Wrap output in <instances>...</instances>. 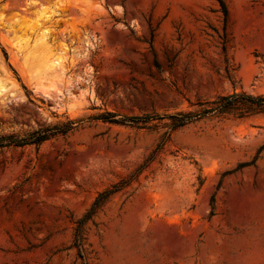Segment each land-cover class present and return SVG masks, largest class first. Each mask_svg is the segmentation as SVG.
<instances>
[{
    "label": "rangeland",
    "instance_id": "obj_1",
    "mask_svg": "<svg viewBox=\"0 0 264 264\" xmlns=\"http://www.w3.org/2000/svg\"><path fill=\"white\" fill-rule=\"evenodd\" d=\"M0 89V138L73 123L0 148V264H264V107L201 112L264 98V0H0Z\"/></svg>",
    "mask_w": 264,
    "mask_h": 264
},
{
    "label": "trees",
    "instance_id": "obj_2",
    "mask_svg": "<svg viewBox=\"0 0 264 264\" xmlns=\"http://www.w3.org/2000/svg\"><path fill=\"white\" fill-rule=\"evenodd\" d=\"M222 4V3H221ZM223 6V4H222ZM225 10V9H224ZM3 56L5 60H8V57L4 50H2ZM207 107L203 109L201 112L202 114H208L212 112H216L219 114H228L233 110L239 107H264V98L263 97H252L243 94H231L228 96L217 97L215 100L211 102H207ZM148 117H134L131 120L122 119L121 122L125 121H140L145 120ZM181 122L179 126H183L186 124L188 120L192 117L190 115H180L179 117ZM117 123L118 121H113ZM73 129V123L69 122L64 129L59 128H49L43 131L34 132L26 138L23 139H16L12 136L10 137H2L0 138V148L4 146H13V147H21L25 145H39L42 142L50 139L51 137L55 136L56 134H65ZM116 191L114 190H107L104 191L96 197L93 204L91 205L88 212L81 218L76 224V234H75V247L80 249L83 242V228L86 223L91 220V218L104 206L106 201L109 197Z\"/></svg>",
    "mask_w": 264,
    "mask_h": 264
},
{
    "label": "bare ground",
    "instance_id": "obj_3",
    "mask_svg": "<svg viewBox=\"0 0 264 264\" xmlns=\"http://www.w3.org/2000/svg\"><path fill=\"white\" fill-rule=\"evenodd\" d=\"M47 14V13H46ZM45 16V15H44ZM43 16V17H44ZM49 16V15H48ZM41 17V16H40ZM45 19H48V17H46ZM48 34H49V32L47 31V30H44L43 32H42V39L40 40V42L42 43V46H45L46 45V43H47V40H48ZM40 45V44H39ZM58 49V53L57 54H59L58 56L60 57V55H62L63 53H62V48L61 47H59V48H57ZM64 51V50H63ZM58 60H59V58H57L56 59V61L58 62ZM3 90H1L0 89V94H1V92H2Z\"/></svg>",
    "mask_w": 264,
    "mask_h": 264
}]
</instances>
